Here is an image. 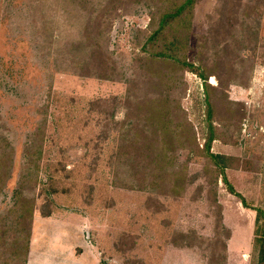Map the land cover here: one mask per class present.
<instances>
[{"label":"rangeland","instance_id":"374dc122","mask_svg":"<svg viewBox=\"0 0 264 264\" xmlns=\"http://www.w3.org/2000/svg\"><path fill=\"white\" fill-rule=\"evenodd\" d=\"M105 1L0 0V134L17 151L13 179L5 192H11L18 183L23 144L35 128L37 112L48 103L46 141L36 186L37 209L31 226L33 254L42 256L46 264H209L205 253L208 245L189 248L187 241L177 238L191 232L204 240L214 236L217 210L211 206L207 190L198 193L196 189L203 179L177 200L154 197L149 190L122 188L128 184L130 172L116 166L124 140L121 143L123 134L111 121L112 115L113 120L124 121L129 112L125 103L127 82L137 78L135 57L141 55L136 31L147 29L150 9L139 0H123L111 16L109 31L99 41L116 65L114 80L81 77L82 52L74 46L82 40L83 9L99 8ZM217 5L219 0H199L195 6L186 55L189 63L197 65L202 51L200 38L211 43L224 33L220 24L213 27L207 19ZM261 8L258 41L264 48V5ZM35 17L38 28L30 27L39 45L34 59L18 26L24 18L32 21ZM221 50L222 45L216 44L213 52L206 53L205 59L211 56L209 65L219 66ZM255 53L248 57L253 61L248 86L235 82L227 89L220 88L230 102L242 105L243 118L239 127L232 129L236 145L216 140L211 152L223 158L234 191L252 208L264 209V49ZM248 73L238 71V82H245ZM182 81L185 92L180 106L202 148V83L191 72L183 73ZM208 84L219 89L215 77H210ZM103 99L115 100L119 108L105 111L90 105ZM224 117L222 112L221 119ZM105 121L110 125L103 129ZM201 168V161L194 159L189 173L195 175ZM215 198L220 228L229 232V238L221 237L209 250H216L225 259L223 264H256L255 212L243 208L220 179ZM9 203L0 204V211ZM45 212H50V217L43 218ZM9 253L1 254L0 264H21ZM218 264H222L220 259Z\"/></svg>","mask_w":264,"mask_h":264},{"label":"trees","instance_id":"16d2710c","mask_svg":"<svg viewBox=\"0 0 264 264\" xmlns=\"http://www.w3.org/2000/svg\"><path fill=\"white\" fill-rule=\"evenodd\" d=\"M138 2L145 3L150 9L147 29L136 31L141 54L135 57L138 76L127 82L125 103L129 105V112L126 119L117 122L112 115L111 121L112 127L123 134L121 143L124 140L115 159L116 166L126 167L130 172L128 184L122 188L139 192L149 190L154 197L177 200L182 199L189 188L203 179L204 183L196 189L198 193L207 190L208 200L217 210L214 236L204 240L191 232L188 235L180 234L177 238L187 241L188 245L185 246L189 248L208 245L205 251L210 259L208 263L218 264L220 259L223 264L225 259L220 258L216 250H209L210 246L215 247L221 237L229 238V232L220 228V208L215 198L220 179L228 193L239 199L243 208L255 212L253 247L257 255L256 264H264V209L252 208L234 191L226 177L223 158L211 152L216 140L225 145H236L232 139V129H237L243 118L242 105L230 102L220 88L227 89L235 82L238 86H248L253 65L248 57L255 56L256 51L264 49L258 41L264 0H219L220 5L214 8L213 14L207 19L213 27L220 24L224 33L219 34L218 40L212 41L213 43L200 38L202 51L196 59L197 65L189 63L186 55L194 9L199 0ZM121 5L123 0H106L99 8L83 9L86 15L82 40L76 43L77 47L74 46L82 52V62L78 69L81 77L114 80L116 65L99 41L109 31L111 16ZM28 18L30 19V15ZM29 19L22 20L18 33L25 37L28 49L33 52L35 59L37 45L33 36H36V32H31L30 27L32 30L38 28L37 17L32 21ZM216 44L222 45L223 57L219 66L209 65L211 56L205 59L206 53L210 54L215 50ZM243 52H247L249 56L244 57ZM216 68L220 71H215ZM238 71L249 72L245 82H238ZM185 72L193 73L202 83L205 123L202 148L197 143L193 125L180 106L185 92L182 81ZM210 77L217 79L219 89L208 84ZM47 96V99L51 98L49 93ZM90 105L103 110L119 108L115 100H97ZM48 108L46 103L37 112L39 117L35 128L27 135L23 144L18 183L11 192L5 191L13 179L17 151L0 134V204L10 201V206L0 211V257L9 250V257L12 260L19 258L21 264H25L27 259L33 214L37 209L36 186L46 141ZM222 112L224 120L221 119ZM103 124V129L110 125L107 121ZM122 148L123 154L120 153ZM182 156L185 158L180 161ZM194 159L201 161L202 168L191 175L189 165ZM41 215L48 218L50 212ZM222 247L225 249L224 244Z\"/></svg>","mask_w":264,"mask_h":264},{"label":"crops","instance_id":"0c3cea01","mask_svg":"<svg viewBox=\"0 0 264 264\" xmlns=\"http://www.w3.org/2000/svg\"><path fill=\"white\" fill-rule=\"evenodd\" d=\"M32 236H34V232L31 230L28 254H27V259H26L25 264H46V261L42 259V256H39V255L37 256L33 254L32 247H33L34 240ZM57 264H59V262H57Z\"/></svg>","mask_w":264,"mask_h":264},{"label":"built area","instance_id":"2783aa9c","mask_svg":"<svg viewBox=\"0 0 264 264\" xmlns=\"http://www.w3.org/2000/svg\"><path fill=\"white\" fill-rule=\"evenodd\" d=\"M202 85V84H201Z\"/></svg>","mask_w":264,"mask_h":264}]
</instances>
